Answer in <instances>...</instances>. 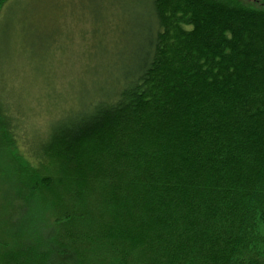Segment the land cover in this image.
Instances as JSON below:
<instances>
[{"label": "trees", "instance_id": "obj_1", "mask_svg": "<svg viewBox=\"0 0 264 264\" xmlns=\"http://www.w3.org/2000/svg\"><path fill=\"white\" fill-rule=\"evenodd\" d=\"M256 3L153 0L141 68L53 129L42 168L17 158V194L44 203L80 264H264Z\"/></svg>", "mask_w": 264, "mask_h": 264}, {"label": "rangeland", "instance_id": "obj_2", "mask_svg": "<svg viewBox=\"0 0 264 264\" xmlns=\"http://www.w3.org/2000/svg\"><path fill=\"white\" fill-rule=\"evenodd\" d=\"M153 5L8 0L0 10V264H80L73 245L51 239L44 203L17 194L11 170L20 155L42 168L35 154L53 129L141 68L155 35Z\"/></svg>", "mask_w": 264, "mask_h": 264}]
</instances>
